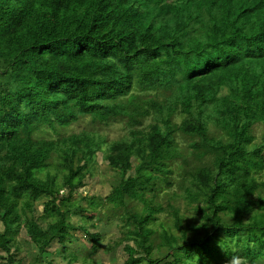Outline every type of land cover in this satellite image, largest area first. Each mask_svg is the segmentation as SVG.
I'll return each mask as SVG.
<instances>
[{
	"label": "trees",
	"instance_id": "1",
	"mask_svg": "<svg viewBox=\"0 0 264 264\" xmlns=\"http://www.w3.org/2000/svg\"><path fill=\"white\" fill-rule=\"evenodd\" d=\"M207 2L0 0L6 253L24 229L40 264H55L42 250L53 242L70 262L89 264L88 257L77 259L84 245L67 248L84 231L90 250L111 262L123 244L125 264H227L231 254H222L219 241H209L215 235L201 227L223 212L247 238L264 236V36L242 41L239 23L233 37L225 31L217 43L209 40ZM223 5V15L234 12ZM179 44L180 54L167 49ZM123 51L146 63L140 73L99 61L93 72L85 70L88 59ZM155 113L182 120L164 122V129L146 124ZM115 124L122 133L110 138ZM106 144L117 153H100ZM99 153L118 170L111 191L75 200L81 180L94 178L90 161ZM89 224L96 233L85 231ZM109 230L115 239L102 243Z\"/></svg>",
	"mask_w": 264,
	"mask_h": 264
},
{
	"label": "rangeland",
	"instance_id": "2",
	"mask_svg": "<svg viewBox=\"0 0 264 264\" xmlns=\"http://www.w3.org/2000/svg\"><path fill=\"white\" fill-rule=\"evenodd\" d=\"M249 1V0H248ZM254 5L262 7L264 9V0H251ZM251 2V3H252ZM182 118L176 114L172 120L173 123H180ZM156 122L152 117H149L146 120V124H155ZM157 124L161 128H165V124L163 122H157ZM171 128H173L172 124H170ZM121 124H115L112 127V133L110 135V138H115L118 135L122 133ZM176 138H179L178 134H175ZM255 138L256 140L260 139L258 131L255 130ZM264 154V153H263ZM138 162V160H136ZM90 164H94L91 174H93L94 178H83L81 180V187L77 191V193L74 195L75 200H80L83 197L94 194H99L100 196L105 197L109 192L111 191L110 184H113L112 182H109V179L112 177L117 178L118 170L117 169H111L108 167L104 162L101 160V154L99 153L96 158L90 161ZM154 171L153 168H149L147 170V176H150L152 172ZM44 202V198H40L36 200L35 206L37 209H40L42 206V203ZM77 213V212H76ZM103 211L100 210L98 217H103ZM85 231L88 233H96V229L92 224H89L86 226ZM110 239H115V234L113 230H109L106 233V236L102 243H105L106 241ZM77 240H72L71 243L68 244L67 248L71 251H76L77 244L81 243L84 245L85 252L84 254L80 250V253L77 257L79 261H82L84 263V260L86 257L89 258V264H125V261L127 259V253L123 250V244L120 245L118 248L115 249V258L114 261L111 262V259H109L108 255L105 252H101L100 257L103 259H100L99 256L92 252L90 250V239L87 236V234L84 233V231L77 233ZM29 237L25 233V230L22 229L14 239L15 247L12 248L10 253H6L4 249L0 246V264H9L8 263V257L15 256L14 263L12 264H40L37 262L38 253L32 251L33 249L30 248L29 244ZM54 244H50L47 247H44L42 250H47L49 255V260L54 261L55 264H78V263H72L70 262L69 256L62 255L64 253L63 245H60L57 242H53ZM32 249V250H30Z\"/></svg>",
	"mask_w": 264,
	"mask_h": 264
},
{
	"label": "clouds",
	"instance_id": "3",
	"mask_svg": "<svg viewBox=\"0 0 264 264\" xmlns=\"http://www.w3.org/2000/svg\"><path fill=\"white\" fill-rule=\"evenodd\" d=\"M227 2H229L235 10L232 14L225 16L222 14L224 10L223 3ZM206 13V27L209 32V40L215 41V43L218 42L222 33L225 31H227L230 37H233L235 27L239 23L243 24V31L239 36V38H243L242 41L249 40L255 42L261 40L264 36V18L258 8L247 0H208L206 4ZM179 47L180 44L169 46L167 49H169L171 53L177 55L180 54ZM98 61L99 66L100 63L103 62L114 71L129 75L140 73L142 71L141 67L146 65L145 62H142L135 55L123 51L112 53L106 57L98 56L96 59H88L84 64V67H87L85 70L87 72H93ZM61 100H63V97L56 99L55 103ZM174 116L175 114H170V116L158 117L155 113V124H157V122H169L173 120ZM4 139V143L10 140L9 137H5ZM22 150L23 147L19 148L18 146L16 150L17 154H23ZM99 152L103 155L111 156L116 154L117 150L114 146L106 144ZM219 247L223 249L221 241L219 242ZM227 264H247V261L241 256L232 255L228 256Z\"/></svg>",
	"mask_w": 264,
	"mask_h": 264
},
{
	"label": "bare ground",
	"instance_id": "4",
	"mask_svg": "<svg viewBox=\"0 0 264 264\" xmlns=\"http://www.w3.org/2000/svg\"><path fill=\"white\" fill-rule=\"evenodd\" d=\"M201 227L206 228L204 231L207 233L215 235L209 238L210 243L215 240L221 241L224 250L219 247V251L222 254L228 255L230 253L231 256H241L246 259L247 264H264V255L259 254L257 245L259 238L263 236L262 234L254 233L247 238L245 233L232 223L224 212L220 219L212 218L211 225Z\"/></svg>",
	"mask_w": 264,
	"mask_h": 264
}]
</instances>
